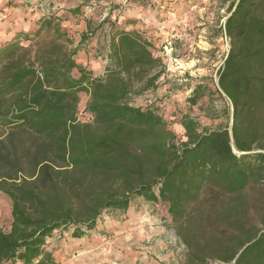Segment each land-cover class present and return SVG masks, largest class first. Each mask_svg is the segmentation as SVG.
<instances>
[{"label": "trees", "instance_id": "1", "mask_svg": "<svg viewBox=\"0 0 264 264\" xmlns=\"http://www.w3.org/2000/svg\"><path fill=\"white\" fill-rule=\"evenodd\" d=\"M58 21L0 44V196L12 218L0 264H57L45 248L54 233L81 239L140 198L167 207L187 264H264V0H231L220 28L227 122L203 129L183 113L181 139L152 102H133L165 73L152 40L128 29L135 21L92 28L109 23L97 77L76 60L88 36L74 47ZM207 90L196 85L190 107Z\"/></svg>", "mask_w": 264, "mask_h": 264}, {"label": "rangeland", "instance_id": "2", "mask_svg": "<svg viewBox=\"0 0 264 264\" xmlns=\"http://www.w3.org/2000/svg\"><path fill=\"white\" fill-rule=\"evenodd\" d=\"M231 0H0V30L7 33L16 22L27 21L24 31L33 37L44 17L59 18L63 30L80 44L88 38L76 60L103 76L108 60L104 51L109 42V23L91 34L104 19L128 29H138L155 45V55L165 66L155 91L136 96L137 105H154L181 139L183 113H190L201 127L216 129L227 122L224 110L230 106L218 89L219 70L229 51V38L220 32ZM20 18V20L18 19ZM12 24V25H11ZM16 27H20L16 24ZM16 31L15 33H17ZM1 36H3L1 34ZM100 37V38H99ZM5 40L0 37V44ZM28 44V42H24ZM207 87L206 95L190 107L188 98L196 85ZM88 94L81 93L80 111ZM11 205L0 196V227L9 230ZM164 204L137 199L123 214L104 215L97 228L81 239L72 230L58 231L48 238L46 249L57 264H187V247Z\"/></svg>", "mask_w": 264, "mask_h": 264}, {"label": "crops", "instance_id": "3", "mask_svg": "<svg viewBox=\"0 0 264 264\" xmlns=\"http://www.w3.org/2000/svg\"><path fill=\"white\" fill-rule=\"evenodd\" d=\"M18 19L20 20V18L18 17ZM30 22L28 21V23H27V21L26 22H24L23 21V23H20V22H16L15 23V25L13 24V28H11L10 30H7L6 32L7 33H3V32H1V30H0V37H2L5 41L7 40V39H9L10 37H12L14 34H15V32L16 31H18V30H24V31H26V28L28 29V24H29ZM16 24H18L20 27L18 28V27H16ZM12 25V24H11ZM18 29V30H17ZM1 34L3 35V36H1ZM94 73V72H93ZM94 76H99V75H96L95 73H94Z\"/></svg>", "mask_w": 264, "mask_h": 264}]
</instances>
